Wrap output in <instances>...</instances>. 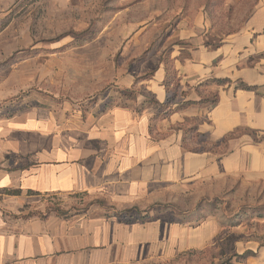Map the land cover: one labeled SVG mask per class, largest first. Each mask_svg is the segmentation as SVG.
I'll list each match as a JSON object with an SVG mask.
<instances>
[{
	"label": "crops",
	"instance_id": "0c3cea01",
	"mask_svg": "<svg viewBox=\"0 0 264 264\" xmlns=\"http://www.w3.org/2000/svg\"><path fill=\"white\" fill-rule=\"evenodd\" d=\"M213 15L186 11L89 108L15 110L0 70V264H163L209 246L207 197L264 181V0L230 31Z\"/></svg>",
	"mask_w": 264,
	"mask_h": 264
},
{
	"label": "rangeland",
	"instance_id": "374dc122",
	"mask_svg": "<svg viewBox=\"0 0 264 264\" xmlns=\"http://www.w3.org/2000/svg\"><path fill=\"white\" fill-rule=\"evenodd\" d=\"M222 2L0 0V70L16 94L15 110L30 105L89 108L128 57L135 60L159 48L186 11L203 4L215 12L218 29L230 31L255 0H241L230 9ZM207 198L209 205L198 217L215 218L222 226L219 234L205 249L163 264H264V181L230 183L225 195Z\"/></svg>",
	"mask_w": 264,
	"mask_h": 264
},
{
	"label": "trees",
	"instance_id": "16d2710c",
	"mask_svg": "<svg viewBox=\"0 0 264 264\" xmlns=\"http://www.w3.org/2000/svg\"><path fill=\"white\" fill-rule=\"evenodd\" d=\"M242 87H244V88H247L248 89V87H246L245 85H242ZM212 102H215V98L213 99V101ZM250 254V253H249ZM241 258H243V257H241Z\"/></svg>",
	"mask_w": 264,
	"mask_h": 264
}]
</instances>
